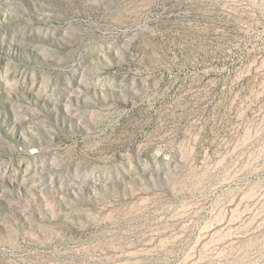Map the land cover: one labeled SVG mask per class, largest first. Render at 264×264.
<instances>
[{
    "label": "rangeland",
    "instance_id": "obj_1",
    "mask_svg": "<svg viewBox=\"0 0 264 264\" xmlns=\"http://www.w3.org/2000/svg\"><path fill=\"white\" fill-rule=\"evenodd\" d=\"M0 264H264V0H0Z\"/></svg>",
    "mask_w": 264,
    "mask_h": 264
}]
</instances>
